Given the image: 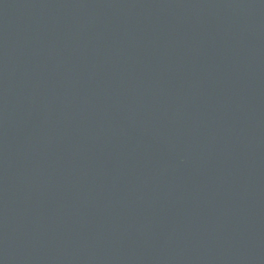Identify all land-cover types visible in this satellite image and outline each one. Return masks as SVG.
I'll list each match as a JSON object with an SVG mask.
<instances>
[{
  "label": "water",
  "instance_id": "obj_1",
  "mask_svg": "<svg viewBox=\"0 0 264 264\" xmlns=\"http://www.w3.org/2000/svg\"><path fill=\"white\" fill-rule=\"evenodd\" d=\"M0 264H264V0H0Z\"/></svg>",
  "mask_w": 264,
  "mask_h": 264
}]
</instances>
